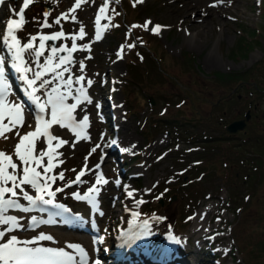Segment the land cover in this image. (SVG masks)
I'll return each mask as SVG.
<instances>
[{
    "label": "rangeland",
    "instance_id": "374dc122",
    "mask_svg": "<svg viewBox=\"0 0 264 264\" xmlns=\"http://www.w3.org/2000/svg\"><path fill=\"white\" fill-rule=\"evenodd\" d=\"M202 1L208 5L215 2ZM263 2L223 0L210 13L202 16L209 29L196 33L195 28L183 20L177 0H143L142 3L136 0H85L79 8H75L76 0H35L25 10L26 23L16 31V35L24 44L31 36L43 35L47 31H63L65 36L56 43L70 48L72 37H77V49L72 52L73 61L56 71L69 68L68 72H64L63 79L72 77V95H78V89L83 85L92 101H82L73 113L77 122L84 116L88 117L89 123L85 129L88 139L82 138L76 142L74 134L59 125H53L50 129L52 135L68 143L55 149L57 154L62 155L56 156L53 163L58 166L48 173L49 176H58L63 172L64 179L48 183L51 191L62 189L56 192L54 202L71 206L91 229H98L99 237L91 238L89 229L84 231L77 226L68 227L57 217L33 210L22 194L17 197L6 194V199H16L29 211L9 208L4 213L18 218L22 227L7 231L9 225H0V231L4 232L0 243H6L16 236L21 242L18 247L64 248L73 254L67 245L79 244L88 253V262L99 264H110V260L119 264L117 260L120 256H115V252L125 249L123 255L127 264H140L138 254L131 253L135 250H127L128 245L134 243L139 251L141 244L149 242L156 252L157 244H166L169 235L174 234L181 238L172 245L175 257L167 261L164 256L161 257L162 254H155L160 264H177L184 257H187L188 264H191L193 257L198 260H194V264H264V157L254 169L229 161L225 156V148L230 147L228 140L240 134L242 128L229 132L224 126L249 107L254 114L246 120L244 128L249 125L247 131L263 130L264 120L261 116H264V97L254 91L248 94L242 87L237 90L234 82L220 84L210 74L215 69H243L257 61L248 80L257 76L259 85L264 86ZM22 3L23 0H3L0 3V56L5 58L7 102L21 104L25 120L24 127L7 132L6 140L0 139V151L8 154H13L19 139L15 132L18 130L23 135L33 131L36 126L33 111L37 109V104L30 95L32 88L25 79L23 82L17 77L13 53L1 39L7 31L3 21L19 19L15 12ZM105 3L106 11L101 15L100 8ZM44 4L49 5L47 9ZM45 12L48 13L47 17L44 16ZM96 14L101 16L99 24L94 17ZM65 15L67 19L63 18ZM31 16L33 19H30ZM58 18L60 23L56 24ZM45 20L51 27L41 26ZM146 21L151 22L147 26L149 30L143 27ZM238 22L257 29L258 42L243 56L229 54L230 47L241 33ZM156 25L162 26L159 34L151 31ZM81 27L85 33L83 39L79 38ZM98 29L99 40L96 39ZM34 44L39 48V39ZM139 44L143 46L139 48ZM2 47L5 52L1 51ZM183 49L193 56L189 64L181 56ZM51 55L46 42L43 55L39 58L33 50L25 51L24 66L30 69L25 73L27 79H35V73L43 71ZM58 57L53 58V65L59 62ZM130 64L136 67V76L132 79L128 76ZM54 76V72L42 76L41 79L52 81L46 88L39 87L40 80L33 85L37 88L34 95L40 97L41 103L47 99L46 93L52 87L60 85L62 92L68 90L62 86L61 80H54ZM80 76L84 80L75 83ZM89 80L92 81L90 86L87 83ZM14 81L23 86V96L19 95ZM244 85L250 86L249 83ZM228 92L232 98L219 103V97ZM236 93H239L237 99L234 98ZM253 101L255 106H252ZM66 102L71 104L76 101L69 97ZM45 112L47 119H50V108H46ZM123 130L129 133L128 138L121 136L126 134ZM223 133L228 134L226 138H219L218 135ZM128 139H131L128 145L130 151H122ZM56 143L52 141L53 147ZM93 148L96 149L94 152L91 151ZM36 149H48L46 137L41 136L36 141ZM100 150L106 154L97 168L93 164ZM159 153H163V156L156 161ZM213 156H219L220 160L215 162L211 174L200 171V165ZM13 159L16 160L14 155ZM44 162L47 163V157ZM82 169L86 172L81 177L83 182L66 186L75 180L77 171ZM96 169H100L108 183L97 185L100 191L95 194V203L77 199L74 193L83 196L95 184ZM155 169H158V175L154 174ZM247 171L251 174L245 176ZM24 188L29 195H37L30 186L25 185ZM138 189L140 192L136 198L128 195ZM16 191L19 193V189ZM233 193L236 202L231 197ZM43 195L45 199L50 198ZM140 200L152 203V207L143 210L144 203H137ZM205 203L212 204L223 219H218V215L213 216L212 222H217L219 229L207 233L206 239L196 245L191 239L193 236L185 238L183 233L189 229L194 213ZM134 212L138 216L133 217ZM144 220L149 221L147 228L143 225ZM17 230L20 233L15 234ZM137 230L139 232L134 233ZM41 234L53 239L35 240L27 245L23 243L34 241ZM140 235L143 242L136 244Z\"/></svg>",
    "mask_w": 264,
    "mask_h": 264
},
{
    "label": "snow or ice",
    "instance_id": "6c2138e0",
    "mask_svg": "<svg viewBox=\"0 0 264 264\" xmlns=\"http://www.w3.org/2000/svg\"><path fill=\"white\" fill-rule=\"evenodd\" d=\"M3 0H0L2 3ZM35 2V0H23L22 6L19 7L18 12H15L16 16L19 19H9L6 24V34L3 36L4 44L8 47L9 51L13 53L12 59L14 61L13 67L17 72L26 73L30 69L25 67V61L23 59V53L27 50H33L35 56L39 58L43 55V50L45 49L46 41H55L65 36L63 31H58L51 35H39L31 36L27 43L22 44L21 40L16 35V31L23 28V25L26 23L25 20V10L30 7ZM85 0H76L75 8H79L81 3ZM118 2V0H117ZM138 3H142L143 0H136ZM223 0H217V3H222ZM135 6V5H134ZM215 7L216 4L210 5ZM107 3L104 7L100 8L101 15L106 11ZM75 11V9H72ZM48 13L45 12L44 16L47 17ZM63 18L67 19L65 15ZM101 16H97L96 23L99 24ZM75 20V17H72ZM56 24L60 23V19L55 20ZM150 21H146L143 26L145 30L148 29V24ZM42 27H51L47 23V20L43 22ZM133 27H140L139 25H133ZM162 26L156 25L151 31L154 34H159V30ZM85 33L83 27H81L79 32V38L83 39ZM77 37H72V46L68 49L66 46L51 47L52 55L47 59L43 71L35 73V79H27L23 77L28 86L32 88L30 95L32 99L37 104L39 113L36 116V126L33 131H29L21 135L20 131H16L15 135L19 137L18 142L15 144L13 154H8L5 151H0V225H9L7 231H12L15 228L22 227L17 221L15 216H6L4 213L9 208H17L22 211H29L28 208L23 207L16 199L8 198L6 199V194H10V197H17L19 194L23 195V198L31 205H36L37 201H41L45 205H53L56 192L62 191V189L57 188L56 192L50 190V185L48 181L55 183L57 179L63 180L64 173L60 172L58 176L53 175L49 176L48 173L57 167V164H54L53 161L56 158L57 154L55 152L56 148L67 144L68 141L60 139L56 135H52L50 129L53 125H59L62 128L69 129L74 136L76 137V142L80 139H88L85 129L88 126V117L84 116L79 122L76 121L73 113L77 109V106L82 101H87L91 103V99L87 95L86 88L81 85L78 89V95H72V85L73 79L71 76L67 80L63 79L64 72H68L69 68L64 67L62 71H56L60 69L62 65L68 64L71 62V53L76 51L77 44L75 42ZM101 38L99 29L97 30L96 39ZM39 39V48L35 47L34 42ZM135 45H129V47H134ZM68 52V56H59L58 63L53 65V58L56 57L58 52ZM5 58L0 56V139H8L6 135L7 132H12L14 129H19L24 127V109L19 103L7 102V83L5 81ZM83 62L81 61V71H83ZM48 72H54L55 76L53 79H59L62 82V86L68 89L66 92L60 90V85L52 87L50 92L46 93L47 99L44 102H40V97L35 96L37 88L33 87L37 80H40V88H46L52 81L41 79L43 75ZM84 80L83 76L77 77L75 83H80ZM88 85L92 84V81H87ZM71 97L75 100V103H67V99ZM46 108H50V119H45L43 113H45ZM7 119V123H5ZM29 127H31L29 125ZM41 136L47 138L48 149L37 151L36 141L40 139ZM52 141H57L55 147L52 145ZM115 143V141H113ZM75 146V142L72 145ZM96 149L93 148L91 151L94 152ZM122 151H130V149H122ZM13 155L16 160L13 159ZM47 157V163L45 164L44 158ZM87 160V157L85 158ZM16 161H19L17 163ZM63 163V161H59ZM99 168V165L96 166ZM87 164H85V169ZM37 169H42L38 171ZM75 171V169H73ZM86 174L85 170L82 169L77 175L74 181H71L69 185L75 183H82L81 177ZM43 181V183H42ZM108 181L104 178L103 174H98L96 177L95 184L90 187L83 196L79 193H74L77 199L87 200L90 203H95V194H98L100 189L97 185L107 184ZM10 185V186H9ZM28 185L31 188L36 190L37 195L35 198L28 194L25 191L24 186ZM19 189V193L16 191ZM46 194L49 199H45L44 195ZM129 196H132V193H128ZM138 204L144 203L143 200L137 201ZM56 207H62L56 205ZM133 217L138 216V213H133ZM155 219V218H154ZM33 223H35V218H33ZM149 221L144 220L143 225L147 228ZM30 227L32 225H29ZM4 237V232L0 231V238ZM53 237L46 236L41 234L34 238V241H24L25 245L29 243H34L35 240H52ZM102 240V238H101ZM21 242L17 239L16 236H12L7 240L6 243H0V264H88V253L84 248L79 244L69 243L67 248L72 249L76 255L65 251L64 248H46V247H18L17 245ZM78 255V258H77ZM99 264V262H97Z\"/></svg>",
    "mask_w": 264,
    "mask_h": 264
},
{
    "label": "trees",
    "instance_id": "16d2710c",
    "mask_svg": "<svg viewBox=\"0 0 264 264\" xmlns=\"http://www.w3.org/2000/svg\"><path fill=\"white\" fill-rule=\"evenodd\" d=\"M30 19H33V17L31 16ZM238 25L240 26L241 33H238L234 45H232L229 49V54L243 56L246 55L247 52L254 46V44L258 42V38L256 37L257 29L253 27L248 28L242 22H238ZM140 39L143 42V39ZM138 46L140 48L141 46H143V44H139ZM150 49L151 48H149V50ZM181 56L187 61L188 64L193 60L192 54L186 49H183L181 51ZM256 62L243 69H231L226 71L215 69L210 73L211 78L213 80L218 81L220 84H224L226 82H234L233 86L237 90L238 88L242 87L245 88V91L248 94L254 91L258 93L261 97H264V86L259 85V80L257 79V76H253L252 80H248V78L253 75V70L255 68V65L257 64ZM128 71V76L130 77V79L136 76V67H134V64H130V69H128ZM244 83H249L250 86L244 85ZM233 86L232 88L235 89ZM238 94L239 93L235 94V99H237ZM231 98L232 96L230 92H228L224 96H220L218 102L222 103L228 101ZM252 106H255L254 101L252 102ZM253 114L254 113H251L250 111V116H252ZM261 119L264 120L263 115L261 116ZM248 127L249 125H247L246 128L243 127L242 130L239 131L240 134L236 135L234 139L228 140V142H230V147L227 146L225 148V156L229 159V161H236L240 165H246L249 168L252 167L254 169L258 164L262 163L264 157V129L254 132L247 131ZM227 135V133H223L222 135L218 136L219 138H226ZM123 159H125V157H123ZM218 160H220L219 156H213L210 157L208 160H205L204 165H200V171L202 170L207 174L211 170L213 171V168H215L214 164ZM247 173L251 174V172L247 171L244 175L246 176ZM247 188L250 189L249 187H246L245 189ZM232 196L233 200H235L236 202L234 193L231 195V197ZM241 196L242 195H240L239 198H241ZM158 200H156L155 203H157ZM151 207L152 203L146 202L143 205V210L150 209Z\"/></svg>",
    "mask_w": 264,
    "mask_h": 264
},
{
    "label": "bare ground",
    "instance_id": "6f19581e",
    "mask_svg": "<svg viewBox=\"0 0 264 264\" xmlns=\"http://www.w3.org/2000/svg\"><path fill=\"white\" fill-rule=\"evenodd\" d=\"M179 3V12H181L183 14L182 18L183 20L186 22L187 25L191 26L192 28H195L196 33H200L202 31H207L208 28V24L207 22H204L203 19V15L210 13L211 10H213V6L208 5V3H204L202 0H177ZM208 2V0H207ZM210 3H213L212 1ZM214 4H216L217 6V1L215 0ZM213 5V4H212ZM221 5V4H220ZM215 6V7H216ZM213 13V12H212ZM213 57V56H212ZM208 58V56H207ZM211 58V57H210ZM212 59V58H211ZM65 131V130H64ZM124 132H126V134H121L122 137L124 138H128L129 137V133L126 130H123ZM71 134V132H70ZM161 139V138H160ZM81 140V139H80ZM131 139H128V142L125 143L124 148L128 149L129 148V143H130ZM159 140V139H157ZM163 141V140H162ZM150 156V155H149ZM163 156V153H159V155L156 158V161H159ZM166 163V162H165ZM157 168V167H156ZM158 169H155V175H158ZM153 174V175H154ZM138 175V174H137ZM160 176V175H159ZM153 187V186H152ZM139 189L138 190H133L132 193V198H136L137 194H138ZM211 195V194H210ZM214 196V195H213ZM215 197V196H214ZM116 200V199H115ZM208 201V200H207ZM210 202V201H209ZM218 215V219H221L222 216H220L219 212H217L216 209L213 208L212 204L210 203H205L203 204L193 215L192 220H191V224L189 229L187 230V232L183 233L185 238H188L190 236H193L191 239L193 240V242H195L196 245L199 244V241H204L206 239V237L208 236L207 233L212 232V231H216L219 229V225L217 224V222H212V217ZM20 217V216H18ZM223 219V218H222ZM18 220V218H17ZM55 222V221H54ZM63 222V221H62ZM57 223V222H56ZM55 225V224H54ZM55 227V226H54ZM53 227V228H54ZM22 229V228H21ZM138 229V228H137ZM144 229V228H143ZM221 230V229H220ZM175 231V230H174ZM139 230L134 231V233H138ZM16 233H20L19 230H17ZM148 234V233H147ZM146 236V235H145ZM181 236V237H182ZM142 235H140L135 243H141L143 242L141 239ZM166 237V236H165ZM168 238V237H167ZM199 238V239H197ZM166 239V238H165ZM169 240L166 242V244H163V242L160 244L158 243V247L156 249V252H154L153 250H155V247L152 246V244H150L149 242L147 243H143L141 244L142 247L139 249V251L137 249H135L134 247V243L132 245H128L127 250H135V251H131V253H135L140 259H141V263L142 264H160V259L158 260L157 257H155V254H162L161 257L164 256V260L167 258H173L175 257L174 255V248L172 249V245L175 244L174 242L177 240L180 241V235H169ZM175 239V240H174ZM150 241V240H149ZM164 241V240H163ZM118 242V241H117ZM121 242V241H120ZM152 242V241H151ZM179 243V242H178ZM129 244V243H128ZM115 246H117L115 244ZM125 247V246H124ZM134 247V249H133ZM137 247V246H136ZM160 247V248H159ZM179 247V246H178ZM185 247V246H184ZM58 249V248H57ZM90 249V248H89ZM179 249V248H178ZM189 249V248H188ZM70 250V249H69ZM92 250V249H91ZM122 251H118V255L120 256V259H112V260H117V262L119 264H127V260L125 257V254L123 255V252H125V249H121ZM180 251V250H179ZM186 251V249H185ZM71 252V251H70ZM178 253V252H177ZM186 253V252H185ZM154 254V255H152ZM75 255V253H74ZM91 255V254H90ZM189 255V254H188ZM130 256V254H129ZM132 256V255H131ZM179 256V255H178ZM191 256V255H190ZM90 259V257L88 258ZM128 259V258H127ZM163 259V258H161ZM175 259V258H174ZM93 260V259H91ZM180 261L177 264H188V259L187 257H184L182 259H179ZM194 260L198 261L196 257L192 258V262L191 264H194ZM158 261V262H157ZM110 264H114L111 260H110ZM115 262V263H117ZM97 262H88V264H96ZM132 263V262H131ZM140 263V264H141Z\"/></svg>",
    "mask_w": 264,
    "mask_h": 264
},
{
    "label": "water",
    "instance_id": "95a60500",
    "mask_svg": "<svg viewBox=\"0 0 264 264\" xmlns=\"http://www.w3.org/2000/svg\"><path fill=\"white\" fill-rule=\"evenodd\" d=\"M49 5L47 4H44V7L45 9L48 8ZM51 34H54V32L50 31V32H46L44 33V35H51ZM46 45L49 46V50L51 51V47H61V46H65L63 44H57L56 43V40L55 41H46ZM67 47V46H66ZM68 49H70V47H67ZM58 56H65L67 57L68 56V52L65 51V52H58L57 53ZM74 59V55L73 53H71V62L73 61ZM70 62V63H71ZM239 95V94H238ZM150 101L152 102V98L150 97ZM250 117V108L247 107L244 111H243V114L239 117H234V118H231L229 121H227L225 123V129L229 132H233L237 129H241L244 127L245 123H246V120ZM160 201V200H159Z\"/></svg>",
    "mask_w": 264,
    "mask_h": 264
}]
</instances>
